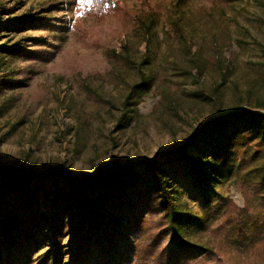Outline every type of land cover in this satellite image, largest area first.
I'll use <instances>...</instances> for the list:
<instances>
[{"label": "rangeland", "instance_id": "obj_1", "mask_svg": "<svg viewBox=\"0 0 264 264\" xmlns=\"http://www.w3.org/2000/svg\"><path fill=\"white\" fill-rule=\"evenodd\" d=\"M111 1L107 11L94 6L82 19V0H0V47H19L33 58L10 60L0 52L7 63H0V167L30 171L48 187L57 182L62 188L67 180L99 187L102 174L139 170L143 160L188 145L220 115L264 112V0ZM144 23L151 25L149 39ZM245 142L237 150L241 177L212 182L235 203L223 218L214 207L206 215L200 189L171 175L163 187L156 181L157 191H171L177 209L193 218L183 236L197 246L194 262L181 264H264V187L255 172L264 164V145ZM174 172L182 179L184 170ZM155 190L147 188L145 197ZM88 196L96 198L91 191ZM126 196L134 197L132 188ZM16 199H0V220L10 216ZM118 200L110 197L108 212H117ZM40 202L39 212L47 211ZM246 216L259 217V227L248 229L254 241L244 246L228 231ZM225 220L232 224L222 226ZM72 226L60 243L62 264H74L85 215ZM145 227L137 239L151 256L174 246L161 234L162 212L150 210ZM1 231L0 224V239ZM52 237L43 235L37 255L50 254L55 264ZM100 249L94 248V260L108 258Z\"/></svg>", "mask_w": 264, "mask_h": 264}, {"label": "trees", "instance_id": "obj_2", "mask_svg": "<svg viewBox=\"0 0 264 264\" xmlns=\"http://www.w3.org/2000/svg\"><path fill=\"white\" fill-rule=\"evenodd\" d=\"M112 3L111 0H82V19L89 15L94 6H107V11ZM32 25L34 23L31 22ZM22 27L19 29H23ZM142 30L149 39L151 25L144 23ZM0 52L2 58L10 60L33 59L32 52L19 47H0ZM5 64L7 63H1L2 66ZM2 83L8 86L16 84L6 80ZM251 139L257 141L258 145H264V112L241 109L220 115L197 130L188 145L170 152H160L153 159L143 160L139 170L132 168L120 170L116 174H102L97 183L99 187L89 181L82 183L77 180H67L62 188L58 187L57 182H52L51 187H48L41 184V180H37L30 171L1 166L0 199L4 200L6 196L17 198L12 204L10 216L0 220L3 235L0 239L1 264H14V260H18L19 264H52L53 258L50 254L48 258L42 254L37 255L46 244L43 235L48 231L53 236L55 250L52 256L56 259L55 264H62L64 254L60 243L63 241L64 232L74 231L73 223L83 215L87 218V230L77 238L74 264H181L184 260L194 262L193 255L197 246L183 236L188 230L186 225L193 218L177 209L170 197L171 191L159 192V188L157 191L156 181L163 187L162 185L168 183L167 177L171 175L178 182L191 186L194 191L200 189L201 194L205 195L201 205L206 215H209L210 207H214L223 218L235 203L222 197L217 186H212V182L222 180L224 183L234 175H240L243 161L237 165V150L246 145L245 141ZM192 147L199 152V156L193 155L190 151ZM258 153L259 151L255 152L251 158H255ZM175 169L178 172L184 170L182 179L174 172ZM255 172L258 178L261 177L259 184L264 187V164ZM148 178L149 182L146 181ZM31 182H34L33 186L30 185ZM152 187H156V190L146 198L145 190ZM131 188L134 197L127 199L126 191ZM208 190L211 195L205 194ZM88 191L96 194V198L88 196ZM112 196L119 197L114 208L116 213L108 212L106 207ZM51 198L54 199L53 206L50 205ZM212 200L215 202L207 206ZM40 201L44 202L47 211L39 212ZM139 202L143 204L141 208ZM149 209L162 212L165 228L161 234L164 237L170 235L169 243L174 244L173 247L170 246L171 249L167 246L168 249L162 250L158 256H151L149 250H145L140 243V239H137L145 231ZM239 221L240 224L229 228L228 236L244 246L249 245L254 238L247 234L248 229L259 227V217L246 216ZM231 224V220H225L222 226ZM129 235L137 240H128ZM156 238L153 241L155 245L159 241ZM104 241L108 243L107 249H104ZM96 247L101 248L100 253L107 255L106 260H94L93 250ZM2 251L7 254L5 259ZM130 255L133 258L132 263L129 260Z\"/></svg>", "mask_w": 264, "mask_h": 264}]
</instances>
